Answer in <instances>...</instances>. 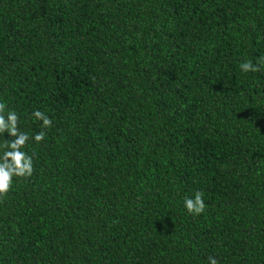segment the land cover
<instances>
[{
  "label": "trees",
  "instance_id": "1",
  "mask_svg": "<svg viewBox=\"0 0 264 264\" xmlns=\"http://www.w3.org/2000/svg\"><path fill=\"white\" fill-rule=\"evenodd\" d=\"M261 57L264 0H0V103L35 153L0 264H264Z\"/></svg>",
  "mask_w": 264,
  "mask_h": 264
},
{
  "label": "clouds",
  "instance_id": "2",
  "mask_svg": "<svg viewBox=\"0 0 264 264\" xmlns=\"http://www.w3.org/2000/svg\"><path fill=\"white\" fill-rule=\"evenodd\" d=\"M264 68V57L259 58L258 63L254 65L251 60H247L240 64L242 72H259ZM6 105L0 103V134L7 133L11 140H5L0 148V198L7 196L13 185L14 177H30L33 173V152L29 155L28 152L23 151L28 143L30 136L20 131L19 116L15 111H8L5 115ZM33 116L41 120L43 128H50L52 121L49 117L44 115L41 111L36 110ZM45 136L44 131L35 134L34 141L40 143ZM184 207L189 214L199 215L205 210V203L203 201V193L196 191L194 199L186 197L184 200ZM210 264H218V261L209 257Z\"/></svg>",
  "mask_w": 264,
  "mask_h": 264
}]
</instances>
